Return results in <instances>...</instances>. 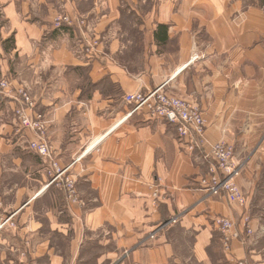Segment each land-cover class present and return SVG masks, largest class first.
<instances>
[{
  "label": "crops",
  "instance_id": "1",
  "mask_svg": "<svg viewBox=\"0 0 264 264\" xmlns=\"http://www.w3.org/2000/svg\"><path fill=\"white\" fill-rule=\"evenodd\" d=\"M60 14L85 18L92 31L55 28ZM95 41L97 56L79 53ZM161 85L201 108L209 143L234 146L247 206L201 186L204 151L187 150L175 125L127 116L126 94ZM24 88L86 205L69 207L30 149L38 134L17 114ZM158 180L155 208L148 196ZM245 213L254 233L227 253L214 218L244 229ZM232 258L264 264V0H0V264Z\"/></svg>",
  "mask_w": 264,
  "mask_h": 264
},
{
  "label": "built area",
  "instance_id": "2",
  "mask_svg": "<svg viewBox=\"0 0 264 264\" xmlns=\"http://www.w3.org/2000/svg\"><path fill=\"white\" fill-rule=\"evenodd\" d=\"M54 26L57 29H63L65 26H76L82 30L92 31L90 24L85 18L74 19L70 14L56 16ZM98 45V41L85 42L81 46L79 53L95 57L98 55ZM8 86V81L1 82L2 88ZM20 94L23 97V104L17 110V114L24 127L30 128L38 134L37 139L31 141L29 145L30 149L40 156L43 169L51 178L49 184H56L64 191L69 207L72 204L86 205V202L79 196L77 179L69 172L70 167H63L55 157L54 149L46 137V122L43 114L35 111V103L25 88L20 90ZM123 102L133 106L127 116L142 112L148 120H163L175 125L179 140L186 146L187 150L194 151L199 149L204 151L203 158H205L209 166L207 174L200 179L201 186L213 196L225 195L231 203H238L243 207L247 206V197L237 183V178L242 174L244 165L236 162L235 148L230 143L224 141L208 142L206 138L207 121L199 106L184 98L168 93L162 85L147 91L140 89L133 93H128L123 97ZM28 110H31L32 114H29ZM148 197L153 207H160L163 200L160 180L151 186V193ZM177 221V218L170 220L171 223H176ZM241 222L244 229H241L239 224L230 217L216 216L214 218V225L223 235V245L227 253L231 252L234 240H240L243 244H246L248 238L254 233L249 214L245 213ZM10 224L11 226L15 225L13 222ZM154 237L155 235L152 234L151 238ZM31 249L32 243L29 239H26L20 250L22 257H27ZM128 252L126 250L125 254H128ZM230 264L251 263L247 258H232Z\"/></svg>",
  "mask_w": 264,
  "mask_h": 264
}]
</instances>
